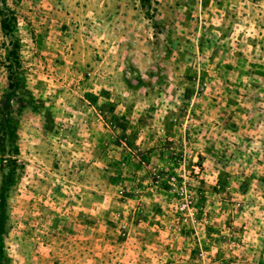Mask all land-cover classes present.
<instances>
[{"label": "rangeland", "instance_id": "1", "mask_svg": "<svg viewBox=\"0 0 264 264\" xmlns=\"http://www.w3.org/2000/svg\"><path fill=\"white\" fill-rule=\"evenodd\" d=\"M6 178L0 264H264V0H0Z\"/></svg>", "mask_w": 264, "mask_h": 264}, {"label": "trees", "instance_id": "2", "mask_svg": "<svg viewBox=\"0 0 264 264\" xmlns=\"http://www.w3.org/2000/svg\"><path fill=\"white\" fill-rule=\"evenodd\" d=\"M5 11L7 13L3 14L2 10H1V14L4 15L3 19L1 20V28L3 33L9 35L10 37V42L11 43V49H10V54H11V63H13L15 66L18 67V56H17V40L18 38L13 36L12 32L14 31V23H15V17L13 16V14L11 13V11H9V9L7 7H5ZM10 15H9V13ZM18 85L17 83L15 84V86ZM45 118L46 121L49 124V127H51L52 122V116L49 110L45 111ZM13 127H11L10 125H6L3 126V128L7 132H11ZM10 181L11 179L6 178L3 183L1 184L0 187V247L2 244V236L6 231V227H5V191L8 189L9 185H10ZM182 219V217H181Z\"/></svg>", "mask_w": 264, "mask_h": 264}]
</instances>
